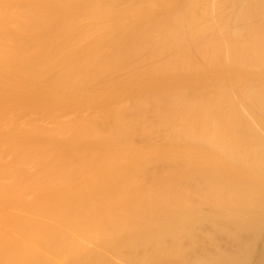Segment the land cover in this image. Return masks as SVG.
<instances>
[{
    "label": "bare ground",
    "instance_id": "1",
    "mask_svg": "<svg viewBox=\"0 0 264 264\" xmlns=\"http://www.w3.org/2000/svg\"><path fill=\"white\" fill-rule=\"evenodd\" d=\"M0 264H264V0H0Z\"/></svg>",
    "mask_w": 264,
    "mask_h": 264
},
{
    "label": "rangeland",
    "instance_id": "2",
    "mask_svg": "<svg viewBox=\"0 0 264 264\" xmlns=\"http://www.w3.org/2000/svg\"><path fill=\"white\" fill-rule=\"evenodd\" d=\"M64 260V259H63ZM117 261H119V260H117Z\"/></svg>",
    "mask_w": 264,
    "mask_h": 264
}]
</instances>
